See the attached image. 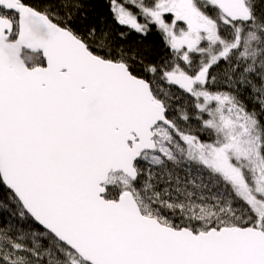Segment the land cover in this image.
<instances>
[{"label": "snow or ice", "instance_id": "snow-or-ice-1", "mask_svg": "<svg viewBox=\"0 0 264 264\" xmlns=\"http://www.w3.org/2000/svg\"><path fill=\"white\" fill-rule=\"evenodd\" d=\"M108 7L0 0V264H264V0Z\"/></svg>", "mask_w": 264, "mask_h": 264}, {"label": "trees", "instance_id": "trees-1", "mask_svg": "<svg viewBox=\"0 0 264 264\" xmlns=\"http://www.w3.org/2000/svg\"><path fill=\"white\" fill-rule=\"evenodd\" d=\"M83 3V14L86 16L87 22L99 24L108 22L109 26L115 31L117 43L125 47H139L147 54L148 58L157 62L169 54V50L165 47L160 33L154 27L146 36L131 31L126 39L120 40L118 36L120 29L112 24L108 0H83ZM185 103L187 104V101ZM195 126V123H193L192 127L194 128ZM6 196L7 190L0 187V199L6 198ZM2 219L6 220L7 214H4Z\"/></svg>", "mask_w": 264, "mask_h": 264}]
</instances>
